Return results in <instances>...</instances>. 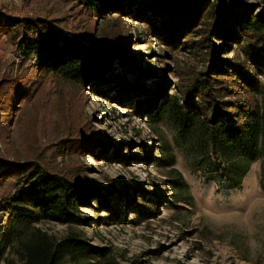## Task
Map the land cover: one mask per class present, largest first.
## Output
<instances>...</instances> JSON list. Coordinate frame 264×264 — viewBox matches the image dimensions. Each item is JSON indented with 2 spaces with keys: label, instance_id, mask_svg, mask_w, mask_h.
<instances>
[{
  "label": "rangeland",
  "instance_id": "1",
  "mask_svg": "<svg viewBox=\"0 0 264 264\" xmlns=\"http://www.w3.org/2000/svg\"><path fill=\"white\" fill-rule=\"evenodd\" d=\"M241 1L264 12V0ZM130 8L123 16L98 17L86 0H18L15 5L0 0V24L5 16L10 23L20 19V25L0 35V80L20 76L28 85L6 144L0 142V161L31 162L48 173L88 183L99 194L80 208L83 224L41 219L32 225L56 240L75 234L104 248L110 264H264L259 163L252 164L240 187L222 190L185 165L183 153L172 143L175 132L167 114L152 117L143 105L146 96L158 97L159 79L168 94H179L177 88L202 77L207 56L191 42L167 46L151 29L150 12L139 19V10ZM24 20L45 21L61 35L71 34L99 50L115 36V50L129 62L113 60L100 80L86 83L35 73L37 57L23 42L36 32L25 29ZM198 35L193 32L191 41ZM244 44H228L222 57L252 72ZM134 70L154 77L142 79ZM257 79L264 81L260 74ZM218 99L232 97L218 93ZM166 142L171 148H165ZM171 156L175 161L167 163ZM37 179L27 184L0 181V264H21L12 246L3 242L8 221L4 203L17 194L40 195ZM96 198L105 199L107 208ZM126 198L131 203L126 205Z\"/></svg>",
  "mask_w": 264,
  "mask_h": 264
},
{
  "label": "trees",
  "instance_id": "2",
  "mask_svg": "<svg viewBox=\"0 0 264 264\" xmlns=\"http://www.w3.org/2000/svg\"><path fill=\"white\" fill-rule=\"evenodd\" d=\"M86 5L98 17L106 13L123 16L131 7L139 10L137 17L142 19L149 11L151 29L167 46L174 48L191 42L203 50L207 67L200 73L202 77L195 78L184 89L177 88L179 94H168L164 80L159 79L158 97L146 96L143 105L152 117L167 114L175 132L172 143L183 153L188 169L228 191L240 187L252 164L258 162V184L264 190V81L257 79L258 74L264 77V12H255L252 5L241 0H86ZM10 19L5 16V24L3 21L0 24V35L7 33L9 26L20 25L19 18L14 17L11 23ZM23 22L25 29L36 32L34 38L23 42L37 57L32 66L35 73L61 74L86 83L100 80L113 60L129 62L115 50V36L108 38L99 50L71 34L61 35L45 21ZM193 32L199 34L196 41L190 39ZM18 35L20 38V30ZM242 40L252 72L222 57L228 44H241ZM139 71L133 72L142 79L154 77L152 73ZM27 89L20 76L0 80L2 144H6V132L24 98L21 96L28 94ZM218 93L232 99L220 100ZM157 99L161 100L159 106ZM167 147L171 145L166 142ZM173 161L171 156L167 163ZM0 166V181L14 179L27 184L38 178L40 195L28 198L14 195L2 208L8 214L4 245L12 246L21 264H110L106 249L88 244L75 234L56 240L32 225L41 219L83 224L86 217L80 208L99 195L97 189L48 173L31 162L0 161ZM96 200L107 208L105 199ZM126 200V205L131 203L130 198Z\"/></svg>",
  "mask_w": 264,
  "mask_h": 264
},
{
  "label": "built area",
  "instance_id": "3",
  "mask_svg": "<svg viewBox=\"0 0 264 264\" xmlns=\"http://www.w3.org/2000/svg\"><path fill=\"white\" fill-rule=\"evenodd\" d=\"M10 4H17L18 0H7Z\"/></svg>",
  "mask_w": 264,
  "mask_h": 264
}]
</instances>
